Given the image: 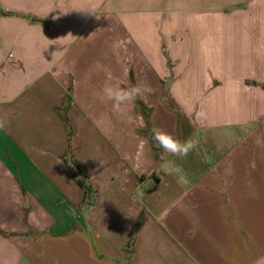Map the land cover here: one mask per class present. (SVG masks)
I'll return each mask as SVG.
<instances>
[{"label": "crops", "instance_id": "1", "mask_svg": "<svg viewBox=\"0 0 264 264\" xmlns=\"http://www.w3.org/2000/svg\"><path fill=\"white\" fill-rule=\"evenodd\" d=\"M0 8V264H264V0Z\"/></svg>", "mask_w": 264, "mask_h": 264}, {"label": "clouds", "instance_id": "2", "mask_svg": "<svg viewBox=\"0 0 264 264\" xmlns=\"http://www.w3.org/2000/svg\"><path fill=\"white\" fill-rule=\"evenodd\" d=\"M154 92L150 86L135 85L131 87H120L119 85L105 84L102 88L101 99L105 102H112L115 109H120L122 105L134 102L137 98H144ZM6 121L0 120V129L5 128ZM153 138L156 147L160 148L163 153L170 154L175 157H186L191 151L197 147V142L188 138L186 140H178L173 135L161 129H153Z\"/></svg>", "mask_w": 264, "mask_h": 264}, {"label": "trees", "instance_id": "3", "mask_svg": "<svg viewBox=\"0 0 264 264\" xmlns=\"http://www.w3.org/2000/svg\"><path fill=\"white\" fill-rule=\"evenodd\" d=\"M136 102L138 103V105H139V106L141 107V109L143 110L144 115H145V118H146V122L148 123V126L150 127V126H151V125H150V115H151V110H150V109L148 110L146 107H144L143 103H142L138 98L136 99ZM170 108L176 110V108H174L173 106H170ZM67 109H68V108H66V113H67ZM180 117H181V116H180ZM64 119H65V121H66V125H69V120H68V118H67V115L64 116ZM78 183H79L82 187H84V184H83V183H81L80 181H78Z\"/></svg>", "mask_w": 264, "mask_h": 264}, {"label": "rangeland", "instance_id": "4", "mask_svg": "<svg viewBox=\"0 0 264 264\" xmlns=\"http://www.w3.org/2000/svg\"><path fill=\"white\" fill-rule=\"evenodd\" d=\"M2 12H3V10L0 8V14H2ZM172 69V63H170V70ZM166 96H169V99H168V101H169V105L170 106H173V107H175L174 105H175V103H174V101L171 99V96L170 95H166ZM67 102H68V104L70 105V103H71V99L68 97V99H67ZM143 105H144V103H143ZM144 107H146V106H144ZM147 108V107H146ZM148 109V108H147ZM142 110V109H141ZM149 110V109H148ZM67 111H68V109H67ZM67 115V114H66ZM142 115H143V117H144V119L146 120V118H145V115H144V112H143V110H142ZM182 119V118H181ZM180 121H182V125H183V127H182V130L183 131H185V128H184V124H185V120H180ZM87 201H95V199L93 200V199H88Z\"/></svg>", "mask_w": 264, "mask_h": 264}]
</instances>
